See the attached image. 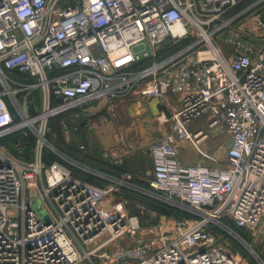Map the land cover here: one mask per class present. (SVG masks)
Wrapping results in <instances>:
<instances>
[{
    "label": "built area",
    "instance_id": "built-area-1",
    "mask_svg": "<svg viewBox=\"0 0 264 264\" xmlns=\"http://www.w3.org/2000/svg\"><path fill=\"white\" fill-rule=\"evenodd\" d=\"M63 1L0 0V138L36 139L33 163L0 148V264H94L103 246L83 245L106 232L136 240L117 261L102 256L114 264H239L227 239L247 245L239 232L255 236L264 221V35L251 29L264 31L253 16L264 0ZM36 89L42 108L31 115ZM133 97L173 111L161 119L172 134L150 146L147 189L74 161L46 137L50 119L74 106ZM201 118L228 132L225 166L205 163L217 159L200 148L208 130L191 131ZM183 141L199 151L197 164L178 158ZM45 149L63 162L46 166ZM121 187L191 219H175V239L164 229L138 238L137 216L102 208Z\"/></svg>",
    "mask_w": 264,
    "mask_h": 264
},
{
    "label": "rangeland",
    "instance_id": "rangeland-1",
    "mask_svg": "<svg viewBox=\"0 0 264 264\" xmlns=\"http://www.w3.org/2000/svg\"><path fill=\"white\" fill-rule=\"evenodd\" d=\"M64 3L65 0L63 1V4ZM261 12L259 8L258 10L253 12V16L255 17L257 15H260ZM128 100L129 101L120 100L112 104H109L108 102H99L95 106L87 103L72 107L65 113V116L62 117L63 120L60 123V132L63 139V144H60V147L62 149L66 148L70 150L71 153H75V148L77 149V147L79 148L82 145L86 147L87 154L97 153V151L102 152L101 160L103 162L102 164H97L99 166L107 168H112V166L118 168L119 166H122L124 169H128V171H132L133 167L142 170H144L145 167H150L149 169H147V171H145V173H149L152 166L148 155L150 146L153 143L164 138V136L166 137L172 134L170 131L172 127L171 123L162 122L161 119L164 114L168 119H170L173 116V111L163 106L162 104H158L157 101L156 103L148 104L146 100L144 103L146 106L145 111L141 110L140 107H137V109L134 108L132 110H129L128 114V106L131 103H134L136 98L133 97ZM37 101L38 100L36 98L34 102L33 99L31 101L32 104H34H31L29 108V112L31 110V115H37L41 111V99L39 105H37ZM32 108L35 109V113L32 112ZM135 109L140 110V113L138 114V117L132 119L131 116ZM107 125H109V127H103ZM112 129H114V137H112ZM54 131L55 130H52L51 126L48 124L46 137L48 138L50 133L52 136L57 137L55 134H53ZM212 132H210V135L213 134L214 137H212V139L215 141V146L217 147V145L219 144V137L222 138L224 136L223 134H225L226 132L223 130V128H219L213 133ZM4 137L0 138L1 149L21 162L33 163L35 161L36 139H32V136H23L24 138L32 139L29 140L30 144H28L27 139H25L22 141L23 145L21 146L20 144V147L17 144L7 147L8 144L6 146V143L1 142L6 140L2 139ZM109 138H113L115 145L105 151L103 149V142L105 144L106 142H108ZM31 142H33L32 146ZM26 146H29L27 148V152L31 151V160H25L23 158L27 157L28 155H24V148ZM216 147L214 148L216 149ZM200 148H202V146H200ZM207 153L218 159L215 155H213V153L208 151ZM117 201H119L117 195H113L112 197L109 196L104 200L105 203L110 204H113V202L115 203ZM41 206H43L41 199L38 200L36 204H31V207L33 209H38ZM130 206L131 205L128 206V210L130 211V213H133V211L135 212L133 208L131 210ZM154 217L155 214L152 213L150 215L141 213V216L138 217V219L140 221V224L142 222L144 224L149 223V225H152L154 224L152 223V221L154 220L159 223V220ZM186 218L191 219L190 217ZM161 220L166 230L172 232L171 238H177L179 234L173 232L176 226V220L168 219L166 217H161ZM188 224L193 225L192 220H190ZM149 227L153 228L156 227V225ZM262 227L263 229L261 231V237L258 240H251L249 243H247V245L240 240H235V238L231 239L232 237H229L230 239H227V243L229 245V248L231 249V252L239 262L241 257L248 255L250 257L249 264H264V255L258 249V247L264 241V224ZM142 235H144L147 240L153 237V234L149 231V228L143 227L141 224V231L138 234V238H141ZM135 241L136 240L133 239L129 234H125L124 236L114 240L111 238V235L106 232L95 240L87 242L86 245H83V248L85 246V248L89 249L85 251L91 252V249L96 250L100 246H103V248L98 253H95L97 255L94 254L95 256L91 257L92 261L97 264L99 259L100 264H114L113 262L101 257V255L103 256L104 254H108L112 257L115 256V258H112V260L115 259V261H117L120 258L117 254L128 251L133 247ZM83 264L89 263L85 262ZM122 264L128 263L127 261H124Z\"/></svg>",
    "mask_w": 264,
    "mask_h": 264
},
{
    "label": "crops",
    "instance_id": "crops-1",
    "mask_svg": "<svg viewBox=\"0 0 264 264\" xmlns=\"http://www.w3.org/2000/svg\"><path fill=\"white\" fill-rule=\"evenodd\" d=\"M258 2V1H257ZM259 8H260V12H261V16H262V18H263V20H264V16H263V14H264V2H262L261 4H259V6H258ZM251 29H252V31L254 30V33L257 35V36H259V37H261L262 35H264V31H261V30H259V29H256V28H254V26H252L251 27ZM222 45L227 49V50H229L230 48H228V46L225 44V43H222ZM156 101L157 100H151V101H147V103L148 104H150V103H156ZM145 102L144 101H135L134 103H131L129 106H128V109H127V111H128V114H129V110H132V109H134V108H136L137 109V107H140V109L141 110H143V111H145L146 110V106H145V104H144ZM157 103L159 104V102L157 101ZM135 109V111L133 112V114H132V116H131V118L132 119H135L136 117H138V114L140 113V110H136ZM207 123H208V121H207V118H201V119H199V120H196L193 124H192V126H191V131H193V132H196V131H198V130H202V129H204V130H208V127H207ZM103 127H109V125H107V126H103ZM219 128H222V127H217V128H215V129H213V130H208V132H209V136H208V138H206V139H204V140H202L201 141V143H200V146H202V150L203 151H205V152H211V153H213V155H215L218 159H217V162H212V161H206L205 163L207 164V165H209V166H213V167H218V166H220V167H222V166H225L226 165V160H227V152H228V148H229V144H230V136H229V134H228V132L223 128V130L226 132L225 134H223L224 136L221 138V137H219V144L217 145V147L215 146V141L212 139V137H214L213 136V134L212 135H210V132H214V131H216L217 129H219ZM97 129V128H96ZM99 129H102V128H99ZM112 131V137H114V129H112L111 130ZM171 133H172V127H171ZM212 132V133H213ZM166 134V133H165ZM167 137V136H166ZM164 138H165V136H164ZM163 139V138H162ZM115 145V142H114V140H113V138L112 139H110L109 138V140H108V142H106L105 144H104V142H103V149L106 151V150H108L110 147H112V146H114ZM82 146V145H81ZM84 147V149L83 150H85L86 151V147L85 146H83ZM214 147H216V149L214 148ZM71 148V147H70ZM224 150V151H223ZM98 153H100V155L102 156V152H99V151H97ZM148 155H149V158H150V163H152V166H151V170L149 171V173H145V171H147V169H149L150 167H143L144 168V170H142V169H137V168H134L133 167V169H132V171H128V169H124L125 170V172H123V173H121L122 174V176H124V177H130L134 182H148V179L149 178H151V174H152V169H153V161H152V158H151V156H150V154L148 153ZM177 155H178V158L180 159V161L184 164V165H186V166H192V165H195V164H197L200 160H201V155H200V153H199V151L196 149V147L193 145V143L192 142H190V141H183V142H180V143H178L177 144ZM70 158V157H69ZM215 163V164H214ZM118 168H123L122 166H119ZM146 169V170H145ZM145 173V174H144ZM150 176V177H149ZM132 186L133 187H136L135 185H133L132 184ZM132 190H134V189H132ZM118 191H120V190H118ZM136 191V190H135ZM113 195H117L118 196V198H119V201H117V202H113V204H110V203H105V202H103V204H102V208H104L105 210H110L111 208H113L114 207V204H116L115 205V207L116 206H121L118 210H120V211H122V212H124L126 215H127V217H129V216H138V217H140L141 216V213H146V214H148V215H150L151 213L152 214H155V217L154 218H156V219H158L159 220V223H158V225H157V223L156 224H152V225H149V223L147 224V223H142L141 222V224H142V226L143 227H146V228H149V230H151V231H159V229H164V230H166V228L164 227V225H163V223H162V220H161V217H166V218H168V219H176V217H168V216H166V215H163V214H159L158 212H155V211H150L149 213L148 212H146L145 210H144V207H139V205L138 206H136V208L139 210V215H136V214H134V211H133V213H130V211L128 210V206L129 205H131L130 207H131V210H132V208L134 209V207H133V202L131 201V202H128V201H126V200H124V197H123V195L121 194V192H119V193H114V194H112V195H110V197H112ZM121 212V213H122ZM126 217V218H127ZM153 218V219H154ZM263 224H264V221H263V223L261 224V226H260V228L258 229V231H257V233L255 234V236H252L251 238H252V241L253 240H258L260 237H261V231H262V229H263ZM154 225H156V227H153V228H150L149 226H154ZM84 250H89L88 248H85V246H84V248H83ZM258 249L262 252V254L264 255V241H263V243L258 247ZM94 249H91V252L93 251ZM95 255H97V254H95ZM95 255H93V256H95ZM101 257H102V255H101ZM101 259V258H100ZM93 262V261H92ZM249 262H250V257L248 256V255H245L244 257H241L240 258V262H239V264H249ZM94 263V262H93ZM95 264V263H94ZM97 264H100L99 263V259H98V262H97Z\"/></svg>",
    "mask_w": 264,
    "mask_h": 264
},
{
    "label": "trees",
    "instance_id": "trees-1",
    "mask_svg": "<svg viewBox=\"0 0 264 264\" xmlns=\"http://www.w3.org/2000/svg\"><path fill=\"white\" fill-rule=\"evenodd\" d=\"M257 1H259V0H245L241 7L246 8V7L256 3ZM19 78L22 80L27 79V77L25 75H22V74H19ZM35 98L38 100L37 105H39L40 99H41L40 89H36L34 91L31 100L33 99V102H34ZM32 105H34V104H32ZM30 112H31V110H30ZM32 112L35 113V109L32 108ZM63 116H65V113L59 114V115L53 117L49 121V125L51 126V129L55 130L53 132V134H55L57 137L52 136L50 133L48 138H47L48 141L56 149H58L61 153L67 155L68 157H70L74 161H76L80 164H83V165H85V166H87L93 170H97L101 173L108 174L109 176H111L115 179H123L124 176H122L121 173L125 172L124 168H117V167H113V166H112V168H110V167L107 168V167H102V166L97 165V164H102V162H103L101 160L102 157H101L100 153L97 152V153H93V154H87L86 151L81 150L80 147L79 148L77 147V149L75 148V153H71L70 150H68L66 148L62 149L60 147L61 146L60 144H63V141H62L63 139H62L61 132H60L61 131L60 123L63 120L62 119ZM2 139L3 140L6 139L5 141H1V142L6 143L5 144L6 146L8 144L7 147H9L11 145H15V144H17L20 147V144H21V146L23 145L22 144L23 140L27 139L28 144H30L29 140H32L34 138H32V139L24 138L20 133H15L13 135H9V136L4 137ZM32 143L33 142H31V146H32ZM28 147L29 146H26L24 148L25 149L24 155L28 154L27 157H23L25 160L26 159L31 160V151L27 152ZM95 158H97V159H95ZM43 161H44V164L46 166H49L50 164H52L55 161L63 162L58 156L54 155L48 149L44 150ZM75 169H74V173H75V175H77L79 177L89 179L90 181H92L94 183L96 182V183H100V184H104V185L109 183L107 181H100L94 176L88 175L79 169L78 170H75ZM131 184H133L136 187L141 188V189L142 188L147 189L149 187L148 182H134L132 179H131ZM119 190L120 191H118L117 193L121 192V194L124 197V200H126L128 202H131V201L133 202L132 204H133V207L135 210L134 214H136V215H139V210L136 208V206L139 205V207H144V210L148 213L150 211H155V212H158L159 214H163V215H166L168 217L174 216V217L179 218V219L188 217V215L185 214L184 212L178 211V210L173 209V208H171V207H169L163 203L157 202V201L149 198L148 196L139 193L138 191H135V190H132V189H129L126 187H121ZM152 223L156 224L157 221L154 220V221H152ZM239 234L247 243H249L252 240L251 236L245 232H239Z\"/></svg>",
    "mask_w": 264,
    "mask_h": 264
},
{
    "label": "water",
    "instance_id": "water-1",
    "mask_svg": "<svg viewBox=\"0 0 264 264\" xmlns=\"http://www.w3.org/2000/svg\"><path fill=\"white\" fill-rule=\"evenodd\" d=\"M62 102H63V100L61 99V100H60V103H62ZM119 264H122V262H121V263H119Z\"/></svg>",
    "mask_w": 264,
    "mask_h": 264
}]
</instances>
